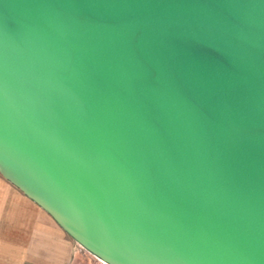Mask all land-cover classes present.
Masks as SVG:
<instances>
[{"label": "water", "instance_id": "obj_1", "mask_svg": "<svg viewBox=\"0 0 264 264\" xmlns=\"http://www.w3.org/2000/svg\"><path fill=\"white\" fill-rule=\"evenodd\" d=\"M0 174L106 264H264V0H0Z\"/></svg>", "mask_w": 264, "mask_h": 264}, {"label": "crops", "instance_id": "obj_2", "mask_svg": "<svg viewBox=\"0 0 264 264\" xmlns=\"http://www.w3.org/2000/svg\"><path fill=\"white\" fill-rule=\"evenodd\" d=\"M75 241L0 174V264H71Z\"/></svg>", "mask_w": 264, "mask_h": 264}, {"label": "rangeland", "instance_id": "obj_3", "mask_svg": "<svg viewBox=\"0 0 264 264\" xmlns=\"http://www.w3.org/2000/svg\"><path fill=\"white\" fill-rule=\"evenodd\" d=\"M77 255L71 264H106L75 242Z\"/></svg>", "mask_w": 264, "mask_h": 264}]
</instances>
